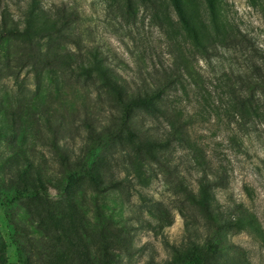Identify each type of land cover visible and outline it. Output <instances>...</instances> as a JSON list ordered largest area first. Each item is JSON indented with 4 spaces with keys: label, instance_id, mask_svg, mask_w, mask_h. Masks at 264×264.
<instances>
[{
    "label": "rangeland",
    "instance_id": "rangeland-1",
    "mask_svg": "<svg viewBox=\"0 0 264 264\" xmlns=\"http://www.w3.org/2000/svg\"><path fill=\"white\" fill-rule=\"evenodd\" d=\"M0 33L2 264H264V120L200 96L264 73V0H0ZM94 61L163 113L106 133Z\"/></svg>",
    "mask_w": 264,
    "mask_h": 264
},
{
    "label": "trees",
    "instance_id": "trees-1",
    "mask_svg": "<svg viewBox=\"0 0 264 264\" xmlns=\"http://www.w3.org/2000/svg\"><path fill=\"white\" fill-rule=\"evenodd\" d=\"M33 15L34 13L32 12L29 16L33 17ZM39 29L44 30V27H41ZM51 30L58 32V30H56L55 28ZM44 31H48V29ZM1 35L2 34L0 33V36ZM199 46L203 47V45ZM84 66L85 65H82V70L84 69ZM88 67L90 68L86 70L87 77H90L92 70H95L103 81L109 80L110 83V78L108 74L104 69L100 67V64L97 61H94V64H91ZM254 74L255 72H250L248 69L237 70V72L232 73L231 79H234L236 83H240L239 87L235 85H224L218 88H214L212 90L207 89V92H205L206 95L200 94V96L203 101L207 103L211 111L219 110L227 116L234 115V117L241 120L249 119L252 117L264 120V108L260 107L255 100L256 98L264 99V73H261L258 77ZM225 75L228 76L227 74ZM109 85H113L110 87H113V89L117 91L118 102L122 105V113L120 116L112 118L117 121V124L105 127L106 133H112L119 137L121 133H124V131H126V133L130 132V130H132L130 124L131 114L132 111H135L137 109H143L150 113H163L161 111V108L159 107V101H162V97L164 96V90L166 89L165 86L143 89L142 91L123 96L122 91L120 92L119 89H116V85L114 86L112 82ZM167 87H170V85H167ZM208 97L211 99V104H209L208 102ZM183 131H185V126H176L174 122L170 123L166 139L163 140L166 141L164 143H161V146L168 147L171 138L173 139V141H178L180 144H182L184 142L182 136ZM27 185L28 184H26V188L24 189L16 187L14 191L16 193H30L33 191L36 192V188L29 189ZM38 185L42 188L43 182L41 179H38ZM40 193H42V191ZM3 259L4 253L0 251V264H2L1 262ZM29 263L30 261L27 260L26 264Z\"/></svg>",
    "mask_w": 264,
    "mask_h": 264
}]
</instances>
